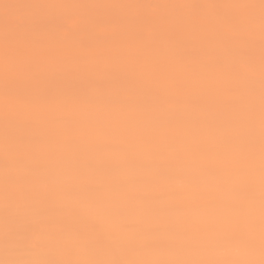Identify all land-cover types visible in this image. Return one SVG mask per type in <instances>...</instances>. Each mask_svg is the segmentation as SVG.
<instances>
[{
    "label": "rangeland",
    "instance_id": "obj_1",
    "mask_svg": "<svg viewBox=\"0 0 264 264\" xmlns=\"http://www.w3.org/2000/svg\"><path fill=\"white\" fill-rule=\"evenodd\" d=\"M261 14L260 0H0V240L12 239L11 226L28 233L22 251L13 254L6 250L0 253V261L33 257L44 261H98L101 252L96 243L100 239L94 236L99 229H133L135 225L129 219L97 226L94 215L82 223H72L67 216L62 221H46L57 210L64 212L66 204L62 201L69 199L53 176L62 173L63 183L70 187L75 167L80 163L91 166L96 160L89 151L74 158L64 149L53 154L51 146L43 144L39 153L44 156V167L23 163L29 156V162L36 161L37 148L31 141L50 133L55 136L53 142L61 138L63 122L83 130L78 121L85 112H93L96 107L107 110L116 103L123 105L132 128L115 131V136L102 144L106 150L130 145L142 126L149 128L153 136L176 134L185 127L186 112L200 117L202 129L221 122L230 113L235 117L246 111L252 117L261 115ZM45 17L62 18L71 31L40 25ZM6 36L10 55L11 49L26 44L28 55L50 61L51 70L36 81L17 73L19 86L6 90ZM117 73L124 79H117ZM99 92L104 100L98 104L95 101ZM210 92L217 96L213 106H209L210 97L206 96ZM233 100L237 103L234 107ZM56 110L66 111L67 119L57 118ZM236 130L230 126L225 133L231 136ZM255 130L254 124L242 127L240 136L255 137ZM204 134L189 130L185 143L200 139L203 145L210 141ZM85 145H78L77 153L89 147ZM213 145L223 152L226 140L215 139ZM150 149L148 146L145 150ZM190 150L198 156L203 149L194 145ZM177 151L181 152V147ZM180 159L171 166L173 176L186 166L182 154ZM103 161L106 166L112 161L108 153ZM136 162L156 170L161 160L147 156ZM43 169L49 171L45 175L37 172ZM218 169L217 164L207 161L199 175L205 178ZM163 176L156 171L149 183L160 181V192L166 194L169 188ZM131 183L136 184L132 191L143 192V184L138 185L134 179ZM79 185L83 191L86 189L83 179ZM192 195L191 184L185 185L178 197L166 196L162 208L182 206L191 201ZM252 196V192H245L242 199L251 202ZM72 214L79 213L65 212ZM17 219L20 225L15 223ZM128 237L124 233L114 235L105 244L103 261H113L111 248L120 261L128 262L141 261V253L159 251L165 245L154 242L148 249L131 254L126 249ZM246 245L264 252L261 235L256 244L247 241ZM208 247L217 249L218 258H225L218 236Z\"/></svg>",
    "mask_w": 264,
    "mask_h": 264
},
{
    "label": "bare ground",
    "instance_id": "obj_2",
    "mask_svg": "<svg viewBox=\"0 0 264 264\" xmlns=\"http://www.w3.org/2000/svg\"><path fill=\"white\" fill-rule=\"evenodd\" d=\"M170 76L168 73L167 77ZM83 95L86 98L85 94L81 93L82 98ZM96 96L95 102L98 104L104 100L101 98L102 92ZM206 96L210 97L209 106H213V100L217 96L213 92ZM231 105L236 106V101H231ZM261 111V115L257 114L256 118L252 117L249 111L236 117L230 113L221 122L204 129L200 117L191 116L190 112H186L183 120L185 127L176 134L153 136L149 128L142 126L130 145L124 144L105 150L102 144L115 136L112 134L120 128L131 130L132 123L121 104L116 103L115 107L107 110H98L96 107L93 112L88 111L81 115L78 125L83 130H79V127L71 128V124L63 122L64 132L59 134L61 138L56 137V142H53L55 136L52 133L43 134L38 140L31 141L37 148L36 161L29 162L32 160L29 156L24 158L23 163L44 167L41 165L44 156L39 153V146L43 144H49L53 154L64 149L69 152L71 158L87 151L92 152L97 161L91 166L85 163L76 166L74 184L70 187L63 183L62 173L53 176L57 186L64 187L63 190H66L69 199L62 201L66 204L64 212L57 210L46 221H62L67 216L71 218L72 223H82L94 215L98 226L102 222L120 224L123 220H134L133 229L126 227L115 230L104 226L98 230L94 236L100 239V242L96 243L101 252L98 261L104 260L105 244L109 243L114 235L124 233L129 236L126 249L131 254L139 252L141 248L148 249L154 242L165 244L159 251L141 253V261H250L260 264L264 259V252L246 245V242L256 244L261 235L264 104H261ZM64 112L66 111L56 110L54 114L64 120L67 119V113ZM252 124L256 127V136L241 138V128ZM230 126L237 128L236 133L231 136L225 133ZM189 130L205 132L204 135L210 141L203 145H200V139L185 143ZM219 138L226 140L223 152L213 145L215 139ZM83 144L89 147L77 153L78 145ZM194 145L203 149L198 156L190 150ZM148 146H151V149L145 150ZM178 147H181V152L177 151ZM107 153L112 161L106 166L103 155ZM181 154L187 161L186 166L179 175L173 176L171 166L181 161ZM147 156L160 158L158 169L136 162ZM128 157L130 159L124 162ZM207 161L217 164L219 169L216 173H209L202 178L199 169ZM48 171L37 170L41 175ZM156 171H161L164 175L165 185L169 188L166 194L160 192V181H157V184L149 183ZM80 179L85 181L84 191L79 185ZM133 179L137 180L138 185L143 184L142 193L132 191L136 188V184L131 183ZM188 184H191L193 193L190 202L182 206L162 208L166 196L178 197L183 187ZM245 192H252L251 202L242 199ZM67 210L79 214L65 215ZM15 223L20 225V220L17 219ZM10 228L13 230L12 239L7 242L0 240V253L6 250L13 254L19 253L22 251V243L27 241V231L22 232L12 226ZM111 229L114 231H109ZM214 231L216 234L213 235ZM217 236L220 238L219 249L223 250L225 258H218L217 249L207 248V244L212 243ZM110 254L113 261H120L121 258L113 248L110 249ZM30 260L38 259L33 257Z\"/></svg>",
    "mask_w": 264,
    "mask_h": 264
},
{
    "label": "snow or ice",
    "instance_id": "obj_3",
    "mask_svg": "<svg viewBox=\"0 0 264 264\" xmlns=\"http://www.w3.org/2000/svg\"><path fill=\"white\" fill-rule=\"evenodd\" d=\"M46 7H55L56 5H44ZM262 10L261 14V33H262V48H264V0H260ZM42 26H53L65 31H71L69 23L60 17H45L39 21ZM6 36L5 38V58L3 63V72L5 77V87L7 89L19 86V81L16 79V74H23L25 79L36 81L45 73L49 72L50 61L37 60L28 55V46L22 44L15 49H11ZM264 59V57H262ZM264 67V65H262ZM117 79H124L119 73L116 74ZM261 246L264 249V173H262V202H261ZM0 264H253L250 261H44V260H25L12 259L0 261ZM264 264V259L260 261Z\"/></svg>",
    "mask_w": 264,
    "mask_h": 264
}]
</instances>
